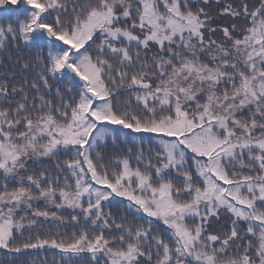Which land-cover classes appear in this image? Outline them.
<instances>
[{
  "label": "snow or ice",
  "instance_id": "obj_1",
  "mask_svg": "<svg viewBox=\"0 0 264 264\" xmlns=\"http://www.w3.org/2000/svg\"><path fill=\"white\" fill-rule=\"evenodd\" d=\"M0 12V264H264V0Z\"/></svg>",
  "mask_w": 264,
  "mask_h": 264
},
{
  "label": "trees",
  "instance_id": "obj_2",
  "mask_svg": "<svg viewBox=\"0 0 264 264\" xmlns=\"http://www.w3.org/2000/svg\"><path fill=\"white\" fill-rule=\"evenodd\" d=\"M6 16L8 17V14L6 13ZM5 16L1 15L0 12V24H6ZM11 18V17H10ZM36 54L35 51H29L27 49H21L20 51H17L15 46L11 43H9L7 48L0 49V72L4 71H15L17 73L16 79H20V65L16 63L17 60L21 58H29ZM25 75L31 76L32 73L28 72L25 73ZM147 147V146H146ZM55 161H52L49 167H54ZM21 261L28 260L31 261L33 259L35 260H42V259H52V256L50 254H46L45 252L41 251L39 256H22L19 258Z\"/></svg>",
  "mask_w": 264,
  "mask_h": 264
},
{
  "label": "rangeland",
  "instance_id": "obj_3",
  "mask_svg": "<svg viewBox=\"0 0 264 264\" xmlns=\"http://www.w3.org/2000/svg\"><path fill=\"white\" fill-rule=\"evenodd\" d=\"M211 11H212L213 15L216 14V9H215V8H212ZM6 13H7V12H1V15H4V16H5L4 19H5L6 23L12 22V21L15 19V16H13V15L7 13V14H8V17H7V16H6ZM10 17H11V18H10Z\"/></svg>",
  "mask_w": 264,
  "mask_h": 264
}]
</instances>
